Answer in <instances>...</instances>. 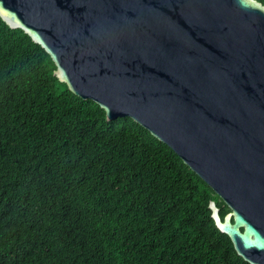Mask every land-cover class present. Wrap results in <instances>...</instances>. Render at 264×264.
<instances>
[{
    "label": "water",
    "instance_id": "obj_1",
    "mask_svg": "<svg viewBox=\"0 0 264 264\" xmlns=\"http://www.w3.org/2000/svg\"><path fill=\"white\" fill-rule=\"evenodd\" d=\"M0 20L107 121L129 118L228 207L215 227L264 264V6L256 0H0Z\"/></svg>",
    "mask_w": 264,
    "mask_h": 264
},
{
    "label": "trees",
    "instance_id": "obj_2",
    "mask_svg": "<svg viewBox=\"0 0 264 264\" xmlns=\"http://www.w3.org/2000/svg\"><path fill=\"white\" fill-rule=\"evenodd\" d=\"M54 69L0 20V264H248L211 219L210 201L229 212L213 191Z\"/></svg>",
    "mask_w": 264,
    "mask_h": 264
}]
</instances>
